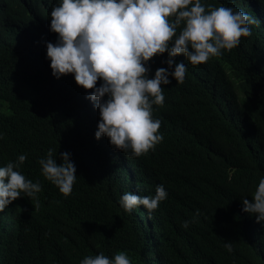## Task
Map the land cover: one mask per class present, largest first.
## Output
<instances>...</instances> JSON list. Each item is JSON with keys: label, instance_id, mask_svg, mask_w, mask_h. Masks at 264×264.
I'll return each mask as SVG.
<instances>
[{"label": "trees", "instance_id": "16d2710c", "mask_svg": "<svg viewBox=\"0 0 264 264\" xmlns=\"http://www.w3.org/2000/svg\"><path fill=\"white\" fill-rule=\"evenodd\" d=\"M58 3L0 0V167L26 154L18 170L42 186L0 212V264H80L101 252H126L131 264H264V222L242 204L264 178V0H201L243 10L260 27L207 63L173 58L187 65L185 80L162 85L153 118L164 139L140 157L96 140L91 90L73 74L52 76L46 44L58 40L50 31ZM167 58L148 62L149 78ZM50 148L58 165L63 152L75 164L67 197L42 175L38 160ZM158 185L167 198L151 213L120 206L125 192L154 196Z\"/></svg>", "mask_w": 264, "mask_h": 264}, {"label": "clouds", "instance_id": "9594fccd", "mask_svg": "<svg viewBox=\"0 0 264 264\" xmlns=\"http://www.w3.org/2000/svg\"><path fill=\"white\" fill-rule=\"evenodd\" d=\"M50 16V31L58 36L56 43L46 44L52 76L73 74L77 86L91 90L87 99L100 116L95 139L107 137L112 147L133 157L153 150L164 139L153 106H163L162 85L173 79L182 84L187 73V65L173 58L183 55L193 66L207 63L250 37V26L260 27V21L243 10L205 5L201 0H59ZM164 53L167 68H158L149 78L148 62ZM98 80L102 84L97 88ZM56 152L50 148L38 163L44 178L67 197L77 179L76 167L67 152L60 154L58 165ZM26 159L21 154L0 167V212L22 194L36 199L42 190L38 181L33 183L18 170ZM166 198L164 186L158 185L154 196L125 192L119 204L126 212L143 206L151 213ZM242 204L245 213L256 215L257 223L264 222V178L251 200L243 198ZM193 222L195 217L182 227ZM224 248L231 253L233 243H224ZM80 264H131V260L126 252L112 259L101 252L84 257Z\"/></svg>", "mask_w": 264, "mask_h": 264}]
</instances>
